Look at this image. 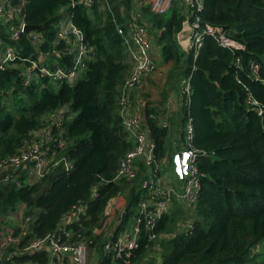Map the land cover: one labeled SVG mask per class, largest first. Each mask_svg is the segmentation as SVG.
I'll use <instances>...</instances> for the list:
<instances>
[{
	"label": "trees",
	"instance_id": "trees-1",
	"mask_svg": "<svg viewBox=\"0 0 264 264\" xmlns=\"http://www.w3.org/2000/svg\"><path fill=\"white\" fill-rule=\"evenodd\" d=\"M23 1L27 24L43 27L45 63L52 66L58 58L62 66H72L66 40L52 43L65 16L84 31L96 54L86 60L77 80L58 81L56 89L47 85L48 76L27 81L20 61L0 68V163L42 138L41 129L52 123L45 115L68 105L61 124L52 123L53 139L44 142L53 161L43 177L28 181V163L8 180L0 170V222L20 203L26 218L24 226L14 227L11 244L0 248V264H49L46 250L25 251L33 239L49 232L85 242L101 264H264V126L258 106L248 101L251 92L264 108V0H204L203 19L223 27L244 48L223 46L207 34L196 57L179 41L185 18L181 0H172L161 13L150 2L143 5L144 0H91V5L86 0ZM136 23L147 25L157 38L162 61L169 63L167 84L179 89L188 79L191 85L189 102L180 91L183 107L177 119L162 118L157 106L146 103L144 122L157 152L173 151L166 144L169 131L182 140L189 115L193 143L205 152L198 157L202 190L194 226L161 240L158 263L146 260L155 246L148 229L142 230L140 246L130 256L114 259L103 252L109 216L124 204L127 221L143 194L136 180L115 178L121 157L135 145L120 114L122 84L133 63L117 24L128 29ZM22 51H36L26 33ZM253 59L262 63L259 78L249 68ZM61 157L72 162L71 169L63 161L56 163ZM80 206L84 212L77 220L61 223ZM183 213L175 204L156 231H172ZM259 244L263 249L252 253Z\"/></svg>",
	"mask_w": 264,
	"mask_h": 264
},
{
	"label": "built area",
	"instance_id": "built-area-1",
	"mask_svg": "<svg viewBox=\"0 0 264 264\" xmlns=\"http://www.w3.org/2000/svg\"><path fill=\"white\" fill-rule=\"evenodd\" d=\"M86 3L91 5V0H86ZM150 3L153 11L161 13L167 10L172 0H150ZM181 3L185 9V18L183 29L179 33V41L186 52H193L196 57L207 34L213 36L223 46L231 49L244 48L243 43L229 35L223 27L203 19L204 0H181ZM23 4V0H0V68L8 63L17 65L20 61L25 65L22 73L27 81L41 76H48L49 79L53 78L59 82L77 80L85 68L86 60L96 54L95 48L85 38L84 31L70 18L62 19L52 43L57 46L62 39L66 40L67 52L72 56V66L69 68L62 66L58 58L51 66L45 63L46 53L41 49V45L47 41L43 31L32 29L26 32L25 30L27 22L23 15ZM117 30L123 37L133 63L130 74L123 81L119 105L124 126L133 137L135 145L121 157L115 178L126 176L136 180L143 194L136 204L133 215L127 221L123 219L126 211L124 204L116 213L109 216L104 230L106 240L103 244V252L111 254L114 259L130 256L133 250L140 246L143 229H148L150 232L148 239L155 241L158 238H171L178 233H187L194 226L196 217L191 219V216H196L197 203L202 190L198 157L200 152L205 153L197 149L193 143L194 125L191 115L187 120L182 143L170 153L157 152L156 141L151 131L143 124V115L135 110L133 102L134 90L142 82L144 75L155 72L158 68L151 55L152 44L149 33L146 25L142 23L132 24L128 29L117 24ZM23 33L28 35V40L36 51L23 54ZM240 61V58H237V62ZM261 67L262 63L258 60L253 59L249 63L250 71L257 78ZM182 92L188 95L187 102H189L191 93L189 80L184 82ZM248 101L257 105L259 113L262 114L264 108L251 92ZM67 109H62L52 123L60 125ZM52 123L41 129L42 138H37L19 153L0 163V170L5 171L3 180L14 177V172L27 163L30 182H36L45 175L53 161L43 148L44 142L53 139ZM164 126H167V122H164ZM64 144V140L60 139L59 145ZM60 161H63L67 170L73 166L66 157H61L56 163ZM175 204H179L188 216L177 220L172 231L157 232L159 221ZM159 246L160 244L156 243V247ZM41 250H46L48 253L49 264H101L99 260L89 257V248L85 242L63 240L58 232H49L45 236L33 239L25 246V251Z\"/></svg>",
	"mask_w": 264,
	"mask_h": 264
},
{
	"label": "rangeland",
	"instance_id": "rangeland-1",
	"mask_svg": "<svg viewBox=\"0 0 264 264\" xmlns=\"http://www.w3.org/2000/svg\"><path fill=\"white\" fill-rule=\"evenodd\" d=\"M149 0H144V2L142 3L143 5H145L146 3H149ZM65 7H62L61 10H63ZM66 18V16L64 17ZM148 33L149 32V27L146 25ZM151 44L153 46V48L159 49L158 46V42L156 41V39L154 37H151ZM161 59V56H160ZM156 62L159 65H164L163 62H161V60L156 59ZM25 68V65H22V69ZM167 68V75H168V69ZM47 85L51 88H58L59 82L56 81L55 79L51 78L49 80V82L47 83ZM182 88H183V82L180 86V88H174L173 86H169L167 84V77L166 79L161 78L159 76V74L157 72L155 73H151L146 80V84H145V91H144V97H142L143 99L145 98V101H147L146 103H149L150 105H155L159 108L160 114L162 116V118H169V117H173L175 119H177V113L178 111L183 107V102L181 100L180 97V91L182 92ZM67 105H64L63 107L59 108L58 110L56 109L53 112H50L48 114L45 115V119L50 117L51 121H54L60 114L62 109H66ZM76 113L74 112L72 114V116H74ZM168 120V119H167ZM169 121V120H168ZM143 124L146 126L144 120L142 119ZM48 125H46L45 127H47ZM186 127V125H185ZM169 130H173L172 127H170ZM177 137V132H170L167 136V140H166V144L167 146H171L172 149L174 150L177 146H179L182 143V140H180V138H176ZM183 146V145H181ZM51 158H53L51 156ZM4 177V176H3ZM2 177V178H3ZM28 181H30V176H28L27 178ZM17 210L13 211L8 217H6L5 221L6 222H0V248H5L6 246H8L9 244H11V242L14 240V231L15 228L17 226H24L26 224V218L24 215V210H25V204L24 203H20L17 206ZM84 212V207L80 206L77 207L75 210L69 212L67 215L63 216V218L61 219V223H65L68 220H77L80 217V214ZM188 216L187 212L183 213V216L180 217L179 220L186 218ZM196 216L192 215L191 219H194ZM129 225V224H128ZM172 238V237H171ZM165 238H158L155 241H152L153 244H155V246L146 254V260L150 259V258H155L156 263L160 262L162 260V253L163 250L161 249L162 244H161V240H163ZM169 239V238H167ZM75 243H81V242H75ZM156 243H159L160 246L156 247ZM263 249L262 245L259 244L257 245V247H255L252 251L253 252H260ZM264 250V249H263ZM264 257V255H262ZM90 258H96L95 257V250H93V253L90 254ZM27 264V263H25Z\"/></svg>",
	"mask_w": 264,
	"mask_h": 264
},
{
	"label": "crops",
	"instance_id": "crops-1",
	"mask_svg": "<svg viewBox=\"0 0 264 264\" xmlns=\"http://www.w3.org/2000/svg\"><path fill=\"white\" fill-rule=\"evenodd\" d=\"M151 37H154L157 41V38L153 35V33L150 32V34H149L150 40H151ZM158 46H159V44H158ZM151 55L154 58L155 62H156V59H159V60H161V62H163L160 46H159V49L153 48V46H152ZM160 56H161V59H160ZM157 65H158V68L155 72H157L161 78L166 79V77H167V68L166 67H169V63L168 64L164 63L163 66L159 65L158 63H157ZM155 72H150L148 74H145L143 79H142V82L139 85H137L135 90H134V97H133L134 108L136 111L140 112L143 115V120H144V109H145L146 102H147V101H145V98L144 99L142 98V97H144L145 84H146L147 77L151 73H155ZM185 81H186V79L183 80V84ZM164 122H167V121L164 120ZM185 129H186V127H185Z\"/></svg>",
	"mask_w": 264,
	"mask_h": 264
},
{
	"label": "water",
	"instance_id": "water-1",
	"mask_svg": "<svg viewBox=\"0 0 264 264\" xmlns=\"http://www.w3.org/2000/svg\"><path fill=\"white\" fill-rule=\"evenodd\" d=\"M42 28L43 27H42L41 24H30V23H28V24H26L25 30H26V32H29L32 29H42ZM261 116H262V118H261L262 119V124L264 126V110H263Z\"/></svg>",
	"mask_w": 264,
	"mask_h": 264
}]
</instances>
